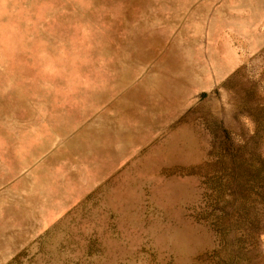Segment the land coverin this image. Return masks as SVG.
<instances>
[{
	"label": "rangeland",
	"instance_id": "374dc122",
	"mask_svg": "<svg viewBox=\"0 0 264 264\" xmlns=\"http://www.w3.org/2000/svg\"><path fill=\"white\" fill-rule=\"evenodd\" d=\"M0 264H264V0H0Z\"/></svg>",
	"mask_w": 264,
	"mask_h": 264
}]
</instances>
